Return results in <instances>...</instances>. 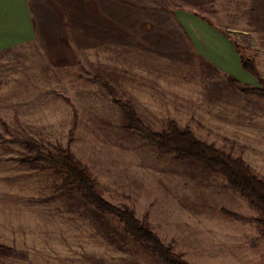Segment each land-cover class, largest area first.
<instances>
[{"label":"rangeland","instance_id":"1","mask_svg":"<svg viewBox=\"0 0 264 264\" xmlns=\"http://www.w3.org/2000/svg\"><path fill=\"white\" fill-rule=\"evenodd\" d=\"M65 64L38 51L0 61V244L24 254L0 264H162L57 170L21 162L20 138L70 148L109 200L133 208L190 264H264L261 211L202 164L130 134L92 66ZM116 70L107 82L150 128L175 120L264 180V100L195 69L151 77L149 92Z\"/></svg>","mask_w":264,"mask_h":264},{"label":"crops","instance_id":"2","mask_svg":"<svg viewBox=\"0 0 264 264\" xmlns=\"http://www.w3.org/2000/svg\"><path fill=\"white\" fill-rule=\"evenodd\" d=\"M25 51L87 62L106 81L118 69L148 92L151 77L195 69L250 94L229 77L261 85L242 55L264 77V0H0V61Z\"/></svg>","mask_w":264,"mask_h":264},{"label":"trees","instance_id":"3","mask_svg":"<svg viewBox=\"0 0 264 264\" xmlns=\"http://www.w3.org/2000/svg\"><path fill=\"white\" fill-rule=\"evenodd\" d=\"M244 67L256 75L260 87L244 85L235 78L230 81L250 94L264 99V77L255 62L242 55ZM120 107L125 118L124 129L152 144L163 154H173L177 159L202 164L208 170L219 174L234 191L246 197L264 216V180L248 166L241 157H235L215 144L198 138L189 128H180L175 120H168L165 129L155 131L150 128L136 112L129 100H122L114 87L104 79L94 77ZM77 118H74L76 123ZM25 152L21 162L26 161L41 169H54L62 174L69 188L78 192L103 216L115 219L119 227L141 248L147 249L162 264H190L184 256L163 242L151 224L136 216L135 210L126 204L118 205L109 200L99 186L91 171L71 152L70 148L54 146L43 147L35 140L20 138ZM264 224V217L262 219ZM0 255L23 258L14 248L0 244Z\"/></svg>","mask_w":264,"mask_h":264}]
</instances>
